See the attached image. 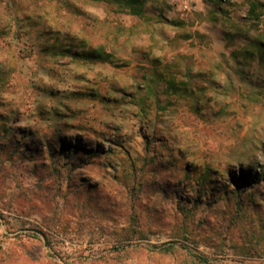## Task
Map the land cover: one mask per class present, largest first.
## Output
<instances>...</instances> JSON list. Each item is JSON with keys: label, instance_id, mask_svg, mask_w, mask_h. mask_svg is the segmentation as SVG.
Returning <instances> with one entry per match:
<instances>
[{"label": "rangeland", "instance_id": "obj_1", "mask_svg": "<svg viewBox=\"0 0 264 264\" xmlns=\"http://www.w3.org/2000/svg\"><path fill=\"white\" fill-rule=\"evenodd\" d=\"M190 6L0 0V264H264V69Z\"/></svg>", "mask_w": 264, "mask_h": 264}, {"label": "crops", "instance_id": "obj_2", "mask_svg": "<svg viewBox=\"0 0 264 264\" xmlns=\"http://www.w3.org/2000/svg\"><path fill=\"white\" fill-rule=\"evenodd\" d=\"M192 14H204L206 47L226 59L237 53L239 64L264 69V0H188ZM198 27V22L196 26ZM200 42V40H199ZM199 44V43H197ZM232 53V54H233Z\"/></svg>", "mask_w": 264, "mask_h": 264}, {"label": "trees", "instance_id": "obj_3", "mask_svg": "<svg viewBox=\"0 0 264 264\" xmlns=\"http://www.w3.org/2000/svg\"><path fill=\"white\" fill-rule=\"evenodd\" d=\"M67 151H73L75 149V146L73 145H67L66 146Z\"/></svg>", "mask_w": 264, "mask_h": 264}, {"label": "built area", "instance_id": "obj_4", "mask_svg": "<svg viewBox=\"0 0 264 264\" xmlns=\"http://www.w3.org/2000/svg\"><path fill=\"white\" fill-rule=\"evenodd\" d=\"M177 1L184 2L185 4H187V6H189L188 0H177ZM223 1H232V0H223Z\"/></svg>", "mask_w": 264, "mask_h": 264}]
</instances>
